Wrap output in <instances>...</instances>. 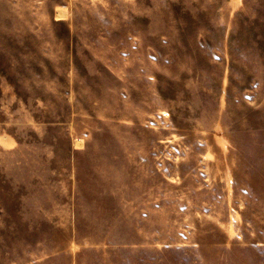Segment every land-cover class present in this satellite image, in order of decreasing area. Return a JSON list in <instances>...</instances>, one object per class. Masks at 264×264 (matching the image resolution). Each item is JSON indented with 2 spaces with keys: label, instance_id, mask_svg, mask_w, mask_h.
<instances>
[{
  "label": "rangeland",
  "instance_id": "rangeland-1",
  "mask_svg": "<svg viewBox=\"0 0 264 264\" xmlns=\"http://www.w3.org/2000/svg\"><path fill=\"white\" fill-rule=\"evenodd\" d=\"M0 264H264V0H0Z\"/></svg>",
  "mask_w": 264,
  "mask_h": 264
}]
</instances>
